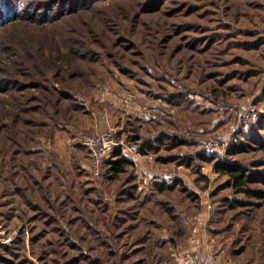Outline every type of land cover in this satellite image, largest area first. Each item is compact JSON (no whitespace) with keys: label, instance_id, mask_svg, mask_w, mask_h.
<instances>
[{"label":"rangeland","instance_id":"374dc122","mask_svg":"<svg viewBox=\"0 0 264 264\" xmlns=\"http://www.w3.org/2000/svg\"><path fill=\"white\" fill-rule=\"evenodd\" d=\"M39 1L50 4L51 15H66L38 27L16 25L20 34H8L14 55L3 46L0 66L27 49L35 60L26 65L28 84L68 92L88 108L96 88L91 98L108 96L110 115L125 130L121 142L133 131L141 138L178 135L186 144L179 154L203 158L187 168L139 155L136 170L117 180L95 178L88 153L82 146L70 151L65 131L47 139L28 128L32 134L16 135L14 126L11 135L9 93L0 91V224L14 234L0 248V264H178L190 232L179 216L187 212L191 230L201 232L196 243L210 244L217 264H264V201L219 190L227 179L213 167L240 168L248 188L264 193V0H93L81 12L66 0ZM64 39L85 46L77 48L79 58L52 65L64 54ZM68 62L77 73L66 82ZM169 94H185L187 109L166 104ZM81 112L69 111L70 124ZM146 171L174 190L157 195L147 185L150 202L130 192L135 183L141 188L135 176ZM234 201L248 206L231 208ZM143 217L155 225L141 223Z\"/></svg>","mask_w":264,"mask_h":264},{"label":"trees","instance_id":"16d2710c","mask_svg":"<svg viewBox=\"0 0 264 264\" xmlns=\"http://www.w3.org/2000/svg\"><path fill=\"white\" fill-rule=\"evenodd\" d=\"M13 1L14 0H0V34L2 30L9 29L6 34L7 36L5 35V37L2 38L4 34L0 35V50L3 49L4 46L5 50L8 51L10 55H14L10 51L12 48L15 47L13 46V41L15 37L12 38L8 34H13L14 31L20 34V30L16 28V25L38 27V25L41 24L44 25L58 22L59 20L61 21L66 15V11H60L59 9L55 11V14L51 15L52 10L50 4L46 5V3H42L39 0H16L19 1V6L13 5ZM92 1L93 0H66V2L68 3V9H71V11L76 10L77 12L88 11L93 5ZM22 2L25 3L24 7L22 6ZM41 11L43 12L41 13ZM39 15L40 17H38ZM49 15L51 16L49 17ZM71 41L72 42H69V40L67 39H64V41L62 40V46L59 47L58 51H63L64 54L61 58L60 56L56 57V59L53 58L52 65L53 62L60 63L62 59H66L65 57L70 59L79 58L80 54L78 53L79 51H77V48L81 50V47H84L85 45L78 44L73 40ZM79 45H81V47ZM53 52L58 55L55 50H53ZM50 55L52 56V52H50ZM20 56L21 58H19L17 62L8 61L6 63H1L2 67L0 66V69L2 70L0 71V75L6 76V78L0 79V91H4L7 94L9 93L8 103L5 105L6 108L4 109H7L9 107L5 118H7V120H10L11 124H9V127H5H7L9 131H11L10 134L13 135L14 126H16L19 130V132L14 130L18 132L16 135L22 134L23 136H26L28 133H31L28 130L25 131L26 128L34 129L35 136L41 135L38 137L44 136L47 139H52L55 133H57L58 135V133H63L64 131L68 133L70 137H73L76 133H83L87 135L86 132H84V125L87 123L92 124L95 119L94 115L98 112H101V105L99 104V102L91 98L93 97L92 94L94 93L96 88H94L92 92H90V107L88 108L85 105L79 104L76 99L77 96L70 95L68 94V92L65 93L64 91L57 92L56 90H50L44 88L39 83L28 84L27 81H31L30 78L33 79V77L28 74L29 69L26 67V65L28 61L30 63H35V60L32 58L31 53L27 49H24L21 52ZM45 61L47 63L46 56ZM70 61L72 62V60ZM69 62L66 65V70L69 77L68 79H66V82L74 79L73 75H76L77 73L71 70H76V66H72ZM61 71V68L56 69L55 73L57 77L60 75ZM42 76H44L43 72L41 74V77ZM21 78L24 79L23 82L19 80ZM31 90L33 92H31ZM185 97V94H169L166 96L165 100L163 99V101L169 106H180V108L186 110L187 107L185 106ZM67 101H75L77 106H65L64 102L67 103ZM31 102L35 103L33 107L29 106ZM69 111H72L74 113H80L82 111V116L81 118H78L76 123L70 124L73 119L68 116ZM36 115L38 118H36ZM5 118H0V120ZM134 119L137 118L134 117ZM138 120L142 122L140 119ZM62 122L65 123L62 124ZM116 125V131H118V133L114 132L113 136L116 142H121L120 140L122 139H119V137L125 135V130H122L120 122L118 123V117ZM43 129H47V132L39 133L42 132ZM10 138L13 140V142H15L14 137ZM123 142L125 145L128 146L137 145L139 155H141L142 157L153 156L154 159L156 161H159V163L161 164L174 163L180 166L184 165L185 167L189 168L192 164H194L193 161L196 158H198L199 160L203 158V154L200 153L185 156L179 154V151H182V146H186V144H184V140L178 135L170 136L159 132L156 136H146L145 138H141V134L138 131H133V133L127 135L126 139L123 140ZM176 151H178V156L170 155L172 152ZM164 154H167L166 157H164ZM213 167L214 173L224 176L227 179L225 184L220 187L219 190L232 189L236 191V193L244 195L247 199L264 201V193L262 191L248 188L249 181L245 171L241 170L240 168H233L229 163L225 162H219ZM136 168L137 165L135 162L132 161L130 155L127 154L120 146H117L113 149L109 158L103 161L100 174L97 178H105L111 181L117 180L121 175L126 174L129 169L136 170ZM143 175L145 174L140 173V175L135 176V180H137V183L142 181L141 177ZM146 186L147 185L141 184V188L139 189L138 184L136 185L135 183L134 186H131L130 192L135 189L138 194H140L141 196L143 195V199L146 200V202H150L151 196H146L148 195L146 194V192H148ZM151 186L152 193L156 191L157 195H164L165 193L172 192L174 190L173 186L161 181L152 182ZM144 200L141 202V204L145 202ZM155 205L159 206V208L162 209L164 204L162 201L159 200L158 203H155ZM229 206L231 208H242L247 207L248 203L234 201L230 203ZM187 213L182 215L181 217L179 216L180 223L182 224L184 229L185 226H187L189 220V213ZM140 221L141 223H145L147 225H155L154 220H150L149 222H147L145 217L140 218ZM186 235L187 231L185 233V236ZM145 236L146 234H143L140 237L142 239ZM173 237L174 238L169 237V240L167 241H175V236Z\"/></svg>","mask_w":264,"mask_h":264},{"label":"built area","instance_id":"2783aa9c","mask_svg":"<svg viewBox=\"0 0 264 264\" xmlns=\"http://www.w3.org/2000/svg\"><path fill=\"white\" fill-rule=\"evenodd\" d=\"M114 131L111 129L105 132H94L82 136L78 143L89 155V170L93 177L100 174L102 163L108 159L113 149L120 146L126 153L139 156L137 145H125L123 142H116ZM210 209V207H207ZM13 235L7 232L6 227L0 224V248L8 247L12 243ZM178 264H217V257L213 247L206 244L200 252L181 257Z\"/></svg>","mask_w":264,"mask_h":264},{"label":"crops","instance_id":"0c3cea01","mask_svg":"<svg viewBox=\"0 0 264 264\" xmlns=\"http://www.w3.org/2000/svg\"><path fill=\"white\" fill-rule=\"evenodd\" d=\"M97 102H99V104L101 105V112L100 113L98 112L97 114L94 115L95 119H94V122L92 124L87 123V124L84 125V132H86V134H88L90 132L94 133L96 131L105 132L108 129H111V130H113L115 132L116 126H117L116 125L117 124V120H115V119H117V117L114 118V120H113V117L110 115V108L112 107V102L109 100L107 95H106V97L104 95L101 96L99 101H97ZM84 135L85 134H83V133H76L73 137H69V138L67 137V141H68L67 145H68L70 151L72 150V148H74L76 146L77 147L80 146L78 141ZM130 158L137 165L138 158L134 157V156H130ZM148 171H149V169H148ZM144 174L145 175H143L141 177V180L143 182L140 180L141 182H139V183H141L143 185H151L152 182L158 181L157 178H154V177L150 176L149 172L146 171V172H144ZM3 208H4V204L2 203L0 205V210L2 211ZM189 221L190 220H188V223H187L186 227H187V229L190 228V232H187V235L182 239L183 242H184L183 246L181 245L182 247H179V248L182 249L181 251H182V254H184V255L194 254V253L200 251L201 249H203L202 248L203 243H201V246L199 245V243H196V238L201 233L200 229L198 231H197V229H195L196 232L195 231L193 232L191 230L190 225H189V224H191ZM163 240L167 241V240H169V237H167V238H165Z\"/></svg>","mask_w":264,"mask_h":264}]
</instances>
